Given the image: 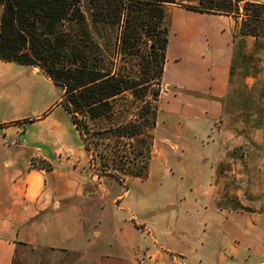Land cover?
Instances as JSON below:
<instances>
[{
    "label": "crops",
    "instance_id": "0c3cea01",
    "mask_svg": "<svg viewBox=\"0 0 264 264\" xmlns=\"http://www.w3.org/2000/svg\"><path fill=\"white\" fill-rule=\"evenodd\" d=\"M206 15L226 22L228 35L239 24L231 16ZM229 63L230 56L213 95L224 87ZM25 67L53 85L38 68ZM60 100L33 118L0 126V264H13L22 247L77 255L89 264H139L143 257V264H264V168L257 178L239 175L220 149L215 181L206 178L200 158L199 172L186 167L187 193L177 207L156 214L150 175L119 182L93 174L71 122L73 129L59 124L54 110L66 113ZM13 125L23 129H9ZM227 180L239 189H226Z\"/></svg>",
    "mask_w": 264,
    "mask_h": 264
},
{
    "label": "rangeland",
    "instance_id": "374dc122",
    "mask_svg": "<svg viewBox=\"0 0 264 264\" xmlns=\"http://www.w3.org/2000/svg\"><path fill=\"white\" fill-rule=\"evenodd\" d=\"M184 1L192 0H177L164 7L168 42L163 75L156 87V125L152 130L147 175L137 178L152 177L156 196L150 209L156 214L177 207L178 200L187 193L183 183L186 167L194 165L199 172L203 168L198 162L200 158L207 165L206 178L211 183L215 181V154L220 149L225 151V158L238 165L239 175L257 178L264 168V38L239 35L240 25L253 21L245 15L250 13L243 10V3H231L233 15L228 16L239 24L228 35L226 22L208 13L200 14L196 10L198 2L181 4ZM246 2L264 5V0ZM257 24L258 31L263 33L264 21ZM229 56L224 87L216 90L219 95H213V83L222 78ZM113 62L126 70L133 69L136 63ZM61 94L60 88L40 74L33 75L29 67L0 61V126L20 118H33V112H44ZM116 109V118L121 121L126 105L118 101ZM54 111L61 127L73 129L65 112ZM26 126L35 128L29 123ZM9 129L23 128L13 125ZM68 136L74 146L79 144L75 134L68 132ZM232 186L239 189V185L227 180L226 189ZM171 202L173 206H166ZM147 209L144 206L143 210ZM13 264L89 263L77 255L22 247Z\"/></svg>",
    "mask_w": 264,
    "mask_h": 264
},
{
    "label": "trees",
    "instance_id": "16d2710c",
    "mask_svg": "<svg viewBox=\"0 0 264 264\" xmlns=\"http://www.w3.org/2000/svg\"><path fill=\"white\" fill-rule=\"evenodd\" d=\"M175 2L0 0V61L36 67L62 90L59 104L98 177L147 175L168 42L164 7ZM232 2L243 3L253 20L240 25L239 35L264 38L257 24L264 21L262 4L198 0L196 10L233 15ZM115 60L136 63L126 70ZM118 101L126 105L121 121Z\"/></svg>",
    "mask_w": 264,
    "mask_h": 264
},
{
    "label": "built area",
    "instance_id": "2783aa9c",
    "mask_svg": "<svg viewBox=\"0 0 264 264\" xmlns=\"http://www.w3.org/2000/svg\"><path fill=\"white\" fill-rule=\"evenodd\" d=\"M146 260L147 259L143 257V258L139 259L138 262H139V264H143L144 262H146ZM148 260H150V259L148 258Z\"/></svg>",
    "mask_w": 264,
    "mask_h": 264
}]
</instances>
